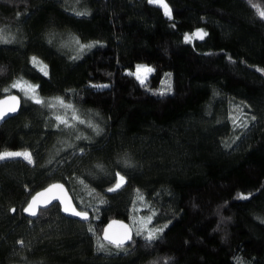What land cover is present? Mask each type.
Segmentation results:
<instances>
[{
	"label": "trees",
	"instance_id": "16d2710c",
	"mask_svg": "<svg viewBox=\"0 0 264 264\" xmlns=\"http://www.w3.org/2000/svg\"><path fill=\"white\" fill-rule=\"evenodd\" d=\"M166 2L171 19L148 0H0V97L22 104L0 153L33 160L0 161V264H264V0ZM138 63L154 69L144 84ZM55 182L89 221L58 203L24 215ZM113 219L131 225L123 248L103 240Z\"/></svg>",
	"mask_w": 264,
	"mask_h": 264
},
{
	"label": "snow or ice",
	"instance_id": "6c2138e0",
	"mask_svg": "<svg viewBox=\"0 0 264 264\" xmlns=\"http://www.w3.org/2000/svg\"><path fill=\"white\" fill-rule=\"evenodd\" d=\"M148 3L159 5L164 10V15H166L169 19L172 18V11H171L168 3L166 2V0H148ZM257 10L259 12V15L262 18H264V10H259V8H257ZM76 14L77 15H87L88 13L78 12ZM205 36H207V33L204 32L202 29H199L190 35L186 34L184 39L186 42L191 43L193 41V38H197V39L202 40V39H204ZM5 42H7V41H5ZM76 43L79 44V41L77 40ZM93 46L94 45H91V44H89V45L79 44V50L83 51L85 48H91ZM32 62L35 64L37 62V58L33 57ZM39 64L41 65L40 71L45 76H47L48 75L47 65L43 64L42 61H39ZM153 71H154V69L149 68L146 65H137L136 66V72L130 73V75H136L137 79L140 80L141 84H144L145 79L142 78L140 75H137V74L138 73L150 74ZM12 87L13 88H20L21 91H24L25 94L29 96V98L34 99L37 104L46 103L45 101L41 100L36 94L37 89L39 88V85H30V84H26V83L21 82V81H17L12 85ZM161 94H163V92ZM11 100L14 102L12 107H9L7 109L0 108V120H3L5 118V116H7L9 113H14L16 111L15 102L17 101V98L13 96V97H11ZM4 103L6 104L7 101H5ZM57 104L64 107V108H72V106L70 104H65L62 99H58L55 102H48V106L52 107V108H55L57 106ZM73 111H74V109H73ZM56 119L60 122V124H64L66 127H71V125L68 123V121L66 119L62 118L61 116H57ZM73 119H77V117H73ZM252 119H255V117H252ZM80 122L83 123V121H80ZM13 157H23L25 160L28 161V163H30V164L33 163L31 153H29V152H3V153H0V161L5 160L6 158H13ZM117 176H118V181L116 182L114 187L109 188L108 191H116L120 187H122L123 183L126 182L124 176L119 175V173H117ZM62 188H63L62 185L54 184V185H51L49 188L45 189L44 191L36 193V195H34L32 197L31 201L24 208V211L26 213H28L30 216L35 217V216H37L38 210L41 207H47V205L50 204L53 200H59L63 204V209H62L63 212L68 213L71 216L80 217L84 221H88L89 220V214L87 211L77 210L74 206H71L66 201L62 200L60 196H57L54 194L55 189H61L62 190ZM49 194H51V195H49ZM42 198L44 199L43 204L41 203ZM239 198L240 199H247L249 197L241 195ZM140 199L143 200V197L141 196ZM103 202L104 201H101V203H103ZM11 211L15 212V209H12ZM150 220H151V217H148L149 222H150ZM109 228H111V225H109ZM121 228L125 229V232L122 236H120V237L111 236L108 234L107 230H105L103 240H106L109 244L113 245L116 248H123L126 241L130 240L131 237L128 235V230H127L126 225H121ZM89 231H94V229H92L90 227ZM157 231H162V230H157ZM137 234H139V232ZM154 238H155L154 232H149L147 237H146V239H148L149 241L154 239ZM18 243H20L23 246V241H19ZM103 247H104V244L101 243L100 248H103Z\"/></svg>",
	"mask_w": 264,
	"mask_h": 264
},
{
	"label": "water",
	"instance_id": "95a60500",
	"mask_svg": "<svg viewBox=\"0 0 264 264\" xmlns=\"http://www.w3.org/2000/svg\"><path fill=\"white\" fill-rule=\"evenodd\" d=\"M13 96L17 98V101L15 102L16 111L14 113H9L7 116H5V118L3 120H0V126L3 123H5L9 118L16 116L21 110V107H22L21 99L15 93L0 97V108L7 109L9 107H12L14 102L11 100V97H13ZM5 101H7L6 104L4 103ZM54 184H59V185L63 186L62 190L61 189H55L54 190V194L57 195V196H60L62 200L66 201L68 204H70L71 206H74L77 210H79L78 207L76 206L75 202H74V199H73L70 191L68 190L67 186L64 183H61V182L51 183V184L45 186L44 188L40 189L38 192H42V191H44L45 189L49 188L51 185H54ZM38 192H36V193H38ZM36 193L34 195H36ZM49 195H51V194H49ZM31 199H30V201H31ZM43 202H44V199L42 198L41 203L43 204ZM55 203H58L60 205V211H61V213L64 216H66L68 218H72V219L81 220L83 222H87V221L82 220L80 217L71 216L70 214L63 212V210H62L63 209V204L59 200H53L50 204L47 205V207H41L38 210L37 216H35V217L30 216L28 213H26L24 211V209H23V213H24V215H26L30 219H36V218H38L41 210L50 208ZM88 214H89V212H88ZM89 219H90V214H89ZM109 225H111V228H109ZM121 225H126L127 226L128 235L130 237H132L131 225L128 222H126L124 220H119V219H113V220H111V221H109L107 223V225L105 226L104 231H103V236L105 234V230H107L108 234L111 235V236H114V237L122 236L124 234V232H125V229L121 228ZM128 241L129 240H127L126 242H128Z\"/></svg>",
	"mask_w": 264,
	"mask_h": 264
},
{
	"label": "rangeland",
	"instance_id": "374dc122",
	"mask_svg": "<svg viewBox=\"0 0 264 264\" xmlns=\"http://www.w3.org/2000/svg\"><path fill=\"white\" fill-rule=\"evenodd\" d=\"M137 65H146L147 67L152 68L151 66H149L147 64L138 63ZM135 72H136V69H135ZM150 74L138 73L137 75H140L142 78H144L146 80ZM100 85L103 86L106 84H100ZM232 109H233L232 110V119H233L234 126L236 127V129L241 130L248 123V117L245 115L244 109L240 104H233ZM55 209H56V207H50V208L41 210V212L37 218V221L41 222L43 219L50 216V214Z\"/></svg>",
	"mask_w": 264,
	"mask_h": 264
}]
</instances>
